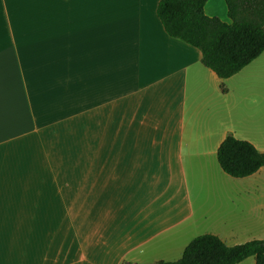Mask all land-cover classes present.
Masks as SVG:
<instances>
[{
	"label": "crops",
	"instance_id": "crops-1",
	"mask_svg": "<svg viewBox=\"0 0 264 264\" xmlns=\"http://www.w3.org/2000/svg\"><path fill=\"white\" fill-rule=\"evenodd\" d=\"M159 2L0 0V264H156L205 234L264 240V167L232 178L217 157L229 135L264 153V52L220 79ZM205 13L230 23L225 0Z\"/></svg>",
	"mask_w": 264,
	"mask_h": 264
},
{
	"label": "trees",
	"instance_id": "trees-1",
	"mask_svg": "<svg viewBox=\"0 0 264 264\" xmlns=\"http://www.w3.org/2000/svg\"><path fill=\"white\" fill-rule=\"evenodd\" d=\"M208 1L160 0L157 15L169 36L198 48L203 64L225 80L264 52V0H225L230 23L206 15ZM217 157L232 178L251 176L264 167V153L233 135L222 142ZM249 257L264 264V240L228 246L205 234L194 238L179 260L156 264H239Z\"/></svg>",
	"mask_w": 264,
	"mask_h": 264
},
{
	"label": "rangeland",
	"instance_id": "rangeland-1",
	"mask_svg": "<svg viewBox=\"0 0 264 264\" xmlns=\"http://www.w3.org/2000/svg\"><path fill=\"white\" fill-rule=\"evenodd\" d=\"M209 190H210V189H209ZM214 190H215V189L210 190V191H214ZM215 191H217L218 194H219V192H220L221 190L219 189V190H215ZM207 192H208V190H205V192H204L205 195H203V198H208V197H209V196H207ZM204 193H203V194H204ZM215 197H216V196H215ZM215 197H214V198H215ZM220 197H224V195L222 194V196H218L217 199H216V202H213V201H215V200H213L212 202H210V204L213 203V205H217V206H219V205H220V203H219V198H220ZM259 233H264V226H260V227H259Z\"/></svg>",
	"mask_w": 264,
	"mask_h": 264
}]
</instances>
